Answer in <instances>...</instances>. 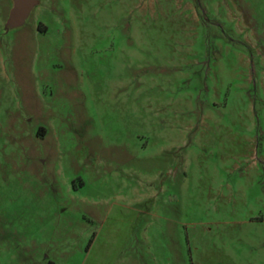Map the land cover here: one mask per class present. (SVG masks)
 Masks as SVG:
<instances>
[{"label": "rangeland", "instance_id": "obj_1", "mask_svg": "<svg viewBox=\"0 0 264 264\" xmlns=\"http://www.w3.org/2000/svg\"><path fill=\"white\" fill-rule=\"evenodd\" d=\"M0 0V264H264V0Z\"/></svg>", "mask_w": 264, "mask_h": 264}, {"label": "water", "instance_id": "obj_2", "mask_svg": "<svg viewBox=\"0 0 264 264\" xmlns=\"http://www.w3.org/2000/svg\"><path fill=\"white\" fill-rule=\"evenodd\" d=\"M31 4L32 0H18V5L16 6L15 10L20 14L27 13Z\"/></svg>", "mask_w": 264, "mask_h": 264}]
</instances>
